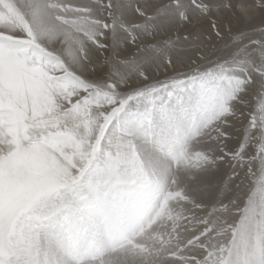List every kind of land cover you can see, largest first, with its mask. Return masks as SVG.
Returning <instances> with one entry per match:
<instances>
[{
	"label": "snow or ice",
	"instance_id": "6c2138e0",
	"mask_svg": "<svg viewBox=\"0 0 264 264\" xmlns=\"http://www.w3.org/2000/svg\"><path fill=\"white\" fill-rule=\"evenodd\" d=\"M10 105L30 143L112 134L183 164L189 189L228 162L264 186V0H0V119ZM184 203L166 264H226L229 205Z\"/></svg>",
	"mask_w": 264,
	"mask_h": 264
},
{
	"label": "rangeland",
	"instance_id": "374dc122",
	"mask_svg": "<svg viewBox=\"0 0 264 264\" xmlns=\"http://www.w3.org/2000/svg\"><path fill=\"white\" fill-rule=\"evenodd\" d=\"M9 107L13 115L0 119L13 147L7 155L0 151V264H166L161 248L171 247L166 242L177 233L189 234L180 228L173 233L175 223L186 225L176 216L187 207V195L204 203L233 202L231 162L209 168L189 189L183 164L168 169L143 143L112 134L30 143L23 118ZM254 185L236 210L220 212L218 224L228 229L220 235L222 248L225 241L231 247L226 264L262 258L252 216L261 185Z\"/></svg>",
	"mask_w": 264,
	"mask_h": 264
},
{
	"label": "bare ground",
	"instance_id": "6f19581e",
	"mask_svg": "<svg viewBox=\"0 0 264 264\" xmlns=\"http://www.w3.org/2000/svg\"><path fill=\"white\" fill-rule=\"evenodd\" d=\"M230 131L233 132V135H235V129H231ZM3 140V139H2ZM4 141V140H3ZM32 163H36L32 161ZM40 163V162H38ZM228 171L231 172L232 169L228 166ZM240 172L239 177L236 179L235 183H230L227 181V187L233 194V203L236 205L233 207L231 204L229 205L230 210H236L238 207V204L240 203L241 198L248 192L249 187L254 185L256 178L249 174V172H246L244 169H238ZM238 197V199H236ZM254 212L252 213V216L255 215V219H257L256 228L258 230V243L260 246V255L261 260L264 259V186H261L260 191L256 192L254 195ZM220 219L224 217V213H220L219 215ZM239 216L237 220H239ZM219 219V220H220ZM219 222V221H218ZM212 243L214 245H218L220 248H222L223 240L220 238V235H214L212 236Z\"/></svg>",
	"mask_w": 264,
	"mask_h": 264
},
{
	"label": "crops",
	"instance_id": "0c3cea01",
	"mask_svg": "<svg viewBox=\"0 0 264 264\" xmlns=\"http://www.w3.org/2000/svg\"><path fill=\"white\" fill-rule=\"evenodd\" d=\"M74 247H77V246H74ZM81 258H85L84 256H81Z\"/></svg>",
	"mask_w": 264,
	"mask_h": 264
}]
</instances>
